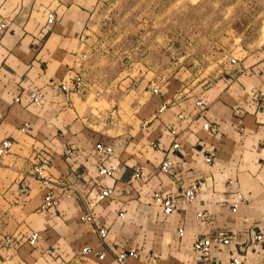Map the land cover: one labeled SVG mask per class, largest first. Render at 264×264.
<instances>
[{
  "label": "crops",
  "instance_id": "crops-1",
  "mask_svg": "<svg viewBox=\"0 0 264 264\" xmlns=\"http://www.w3.org/2000/svg\"><path fill=\"white\" fill-rule=\"evenodd\" d=\"M97 2L0 1V20L7 23L0 31V140H13L10 153L0 159V236L41 235L32 253L20 248L11 258H0V264H33L30 257L42 255L41 247L67 251L69 240L76 238L86 242L90 253L103 252L93 264H117L115 252L128 248L137 255L128 256L124 264H150L147 251L156 247L164 255L155 264H207L191 244L200 235L217 233L229 237L227 245L211 252L218 261L238 255L244 264H264V244L251 242L255 232L264 231V95L254 96L258 90L264 94V38L261 50L231 65L226 76L197 96L204 99V118L217 127L209 133L199 119L189 125L176 119L178 112L195 118L197 98L185 109L177 102L158 111L165 100L130 98L121 84L91 82L85 33ZM48 11L55 12L51 26L46 24ZM77 74L83 78L82 90L60 89L61 82H71ZM32 89L44 94L42 104L27 99ZM168 124L178 127L177 135L167 132ZM97 140L114 147V176L95 171ZM173 141L179 142L178 150L170 149ZM66 148L72 155L64 153ZM206 150L213 152L210 162L203 160ZM39 154L52 157L48 175L72 192L45 211L39 208L44 190L32 170ZM164 155L175 163L174 178L156 171ZM135 167L142 169V177L132 178ZM192 181L198 184L195 198L184 202L175 195L178 186ZM21 182L28 193L15 203ZM97 182L115 188L113 199L94 206L108 229L104 239L79 219ZM156 189L173 196V213L162 214L153 202ZM121 210L123 221L116 217ZM201 211L204 222L196 218Z\"/></svg>",
  "mask_w": 264,
  "mask_h": 264
},
{
  "label": "rangeland",
  "instance_id": "rangeland-1",
  "mask_svg": "<svg viewBox=\"0 0 264 264\" xmlns=\"http://www.w3.org/2000/svg\"><path fill=\"white\" fill-rule=\"evenodd\" d=\"M85 35L92 83L121 84L130 98H159L185 109L231 71L229 58L238 63L261 50L264 0H98ZM151 83L156 96L146 91ZM85 243L69 240L67 251L41 247L42 255L30 258L33 264H93L98 256L84 251ZM28 248L32 253L37 246ZM156 248L146 252L155 263L164 255Z\"/></svg>",
  "mask_w": 264,
  "mask_h": 264
},
{
  "label": "built area",
  "instance_id": "built-area-1",
  "mask_svg": "<svg viewBox=\"0 0 264 264\" xmlns=\"http://www.w3.org/2000/svg\"><path fill=\"white\" fill-rule=\"evenodd\" d=\"M2 3L6 0H0ZM56 20L55 12L48 11L46 16V24L51 26ZM7 23L0 20V31L5 30ZM229 64L233 65L236 63L234 58H229ZM257 72V71H255ZM84 88L83 78L81 75L77 74L71 78V82L63 81L60 83V89L63 91H79ZM149 95L156 96L158 94L157 85L151 83L147 90ZM263 93L258 90L254 96L256 98H262ZM27 99L34 104H42L44 102V94L40 90L32 89L26 93ZM16 101H20V96L15 97ZM173 104V102L171 103ZM204 99L198 97L194 101V106L197 108V116L191 118L189 115L184 114L183 112H178L176 114L177 121L189 125L192 120H200V127L209 132L215 133L217 127L215 124L208 122L203 116V107ZM167 107V103L162 101L157 107L158 111H161ZM237 111V108L234 109ZM166 130L170 135H177L178 127L174 124L166 125ZM13 145V140L9 137L3 138L0 140V159L8 155L11 151ZM180 144L177 141H173L170 145V149L178 150ZM64 153L67 156L72 155V149L66 148ZM114 153V147L111 143L104 140H97L94 143V154H95V171L99 176H114L117 168L114 164L111 163L112 156ZM213 158V152L211 150H206L203 154V160L205 162H210ZM52 165V157L48 154H39L36 155L33 162V174L40 182L41 187L43 188L42 202L39 206L40 210L45 211L50 208L56 207L61 201L63 195L69 196L72 192L70 188H65L61 182H54L51 177L48 175L47 170ZM156 171L161 174L176 175L175 172V163L169 155H164L157 165ZM143 176V171L140 167L133 168L132 178L137 179ZM231 181H228L230 183ZM198 187V184L195 181L189 182L187 184H179L177 196H179L184 202H190L195 198V192ZM57 188H60L61 191H57ZM94 195L89 199H86L85 209L82 211L79 219L81 222L88 224L91 227V230L97 234L100 239H104L107 235L108 229L105 225L101 224L98 219L96 212L94 211V206L98 203L106 202L113 199L115 188L105 185L102 182H97L93 185ZM28 186L26 183L21 182L19 187V195L15 199V203H18L22 200V197L27 195ZM151 198L155 204L160 208V211L164 215H169L173 213L176 209L173 196L171 194H164L160 190L156 189L152 191ZM235 208V204L232 205V209ZM117 219L123 221L125 218L124 212L121 210L117 213ZM196 218L200 222L206 221V214L204 212H197ZM176 233L178 236L182 235V229L177 228ZM40 233L38 231H32L28 233H13L6 235L0 239V250H2V257L9 259L13 256L14 252L22 247H34L36 243L40 240ZM251 242L255 244H264V231L255 232L251 237ZM229 243V237L223 233L217 234H206L200 235L193 239L191 247L193 251L207 264H244L243 260L238 256H232L228 260L220 262L214 256L211 255L212 251H219L225 245ZM90 247L85 246L84 251L89 250ZM47 253L53 255L55 249L47 250ZM99 259L103 258V252H96ZM137 252L132 249H123L115 252L114 259L117 264H124L128 256H135ZM157 257L152 255L148 258L150 264H155ZM257 264V263H253Z\"/></svg>",
  "mask_w": 264,
  "mask_h": 264
}]
</instances>
